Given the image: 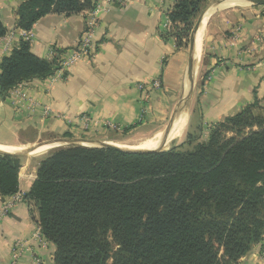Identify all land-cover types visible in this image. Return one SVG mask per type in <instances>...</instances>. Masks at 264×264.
Returning <instances> with one entry per match:
<instances>
[{"label": "trees", "instance_id": "1", "mask_svg": "<svg viewBox=\"0 0 264 264\" xmlns=\"http://www.w3.org/2000/svg\"><path fill=\"white\" fill-rule=\"evenodd\" d=\"M209 0H176L169 34ZM93 0H27L16 28ZM176 32V33H175ZM7 31L0 20V39ZM58 54L65 51H54ZM30 41L0 60V101L23 82L52 76ZM126 153L69 146L45 156L23 200L37 213L54 264H237L264 236V110L256 103L213 126L204 143ZM20 157L0 154V196L19 192Z\"/></svg>", "mask_w": 264, "mask_h": 264}, {"label": "crops", "instance_id": "2", "mask_svg": "<svg viewBox=\"0 0 264 264\" xmlns=\"http://www.w3.org/2000/svg\"><path fill=\"white\" fill-rule=\"evenodd\" d=\"M25 1L0 0V20L7 31L0 39V48H6L1 59L21 39L16 11ZM175 1L135 0L125 9L99 13L91 33L95 53L90 59L71 67L64 79L23 82L0 101V147L23 151L44 135L79 134L83 116L97 123L88 128L94 127V134L101 136L107 133L102 129L105 123L138 129L171 116L186 89L188 63L174 36L162 28ZM225 4L207 13V23L204 26L203 20L201 25L195 55L197 61L201 58L200 75L186 110V128L193 118L200 120V129L215 126L254 103L264 110V9L219 14ZM90 10L41 18L29 32L30 52L51 60V52L74 49L88 28ZM153 81L160 84L158 89H150ZM18 92L24 93L23 99ZM142 116L145 121L138 124ZM173 126L172 122L171 132ZM35 155L22 157L18 194L0 196V264H54V246L35 237L37 213L22 198L44 158ZM9 202L12 208L2 214ZM263 250L264 236L237 264H264Z\"/></svg>", "mask_w": 264, "mask_h": 264}, {"label": "rangeland", "instance_id": "3", "mask_svg": "<svg viewBox=\"0 0 264 264\" xmlns=\"http://www.w3.org/2000/svg\"><path fill=\"white\" fill-rule=\"evenodd\" d=\"M215 1L216 0H209V1L205 2V4L201 7L200 11L198 12L196 18L194 20H191L187 25L180 24V25L176 26L181 31L182 36H181L179 43H180V47L183 49V51H185L186 56H188L192 30H193V27L197 21V18L199 17L200 13L206 7H208L209 5H212ZM249 8L264 9V6L247 5L246 4V5H242V6H235V7L229 8V9L221 8V10L222 9L223 10H222V12L220 11L219 14L227 13V12H235L237 10L239 11V10L249 9ZM206 23H207V21H206ZM200 59L201 58H199V60L196 62V57H195V62L197 63L196 64V70L198 68V71L196 74V81L200 75V72H199V70H200V68H199ZM49 78H50V76L46 77L44 79H41V80L46 79L47 81H49L48 80ZM186 84H187V81L185 79V85ZM18 86L16 88H19ZM16 88H14V89H16ZM14 89H12L10 92L13 91L12 93H14ZM9 93H8V95H9ZM16 95L21 99L24 98V93L23 94L19 93ZM188 104H189V102H188ZM188 104L183 107L182 111L186 112V110L188 108ZM15 108L22 109V106H20V104H16ZM175 112L176 111H174L171 114V116H166L165 119L161 122L157 121V120L151 121V123L149 125H145V126L140 127L138 129H135V127L119 128L118 126H115V125H113L114 128H110V129L102 127V129H107L106 130L107 133L105 135L101 136V135H97L96 133L94 134V132H93L94 127H91V129H82L79 134L65 133V134H62L58 137H54V136L52 137V135H44L41 138H39L38 140H36L33 145H37L40 143L54 142L55 140H58V139H71V138H73V139H79V140H88V141H94V142H100V143H109V144H116V145H120V146H130L131 147L132 145L138 144L139 142H141L144 139L152 137L157 132H160L162 130V128L167 127L168 122L170 121L171 117L174 115ZM143 120H144V118L142 116L138 120V124L144 123ZM200 127H201L200 126V120L197 123L196 119L193 118L191 120V123L184 130L182 137L177 141H173L168 147L163 149V151H168V150L172 149L173 147H180V146H184V149H188L189 147L186 146L188 142H192V144L204 143L208 139V136L211 133L213 126H207V127H205V129H202V128L200 129ZM67 147H69V145L54 144L53 147H51V149H48L41 154H38V155L36 154L35 156L37 158L45 157L48 154H50V153H52L58 149H63V148H67ZM32 157H34V156H32Z\"/></svg>", "mask_w": 264, "mask_h": 264}, {"label": "built area", "instance_id": "4", "mask_svg": "<svg viewBox=\"0 0 264 264\" xmlns=\"http://www.w3.org/2000/svg\"><path fill=\"white\" fill-rule=\"evenodd\" d=\"M135 0H93V8L89 11L90 16V22L88 23V28L86 32L83 34L82 38L78 42V45L65 53L58 54L51 52L50 55L52 58H56L59 68L57 71L54 72L52 76H50L49 79L59 78L64 79L66 77L67 71L76 65L78 62L82 60L90 59L94 53H95V45L92 42V29L96 23L97 17L99 13L110 11L111 9H125L130 3H133ZM162 28L166 32L171 31V23L168 19L167 14L164 15V20L162 24ZM20 36L21 39L25 41H30L29 32H24L20 30ZM4 49L6 48H0V59L2 57V52H4ZM160 84L158 81H153L151 83L150 89L155 90L158 89ZM143 86H139V89H142ZM44 113L48 112V109L46 108ZM79 122H81V129H89V126H96L97 123L95 121H92L89 119V117L83 116L79 119ZM102 127L105 128H114L112 124L105 123L102 125ZM19 197H16L15 200H18ZM12 202H9L6 207L3 209L2 214H6L10 211L12 208ZM35 237L38 239L42 237L40 230L35 234ZM18 255V254H16ZM261 256L264 258V250L261 253ZM17 257V256H16ZM35 263H39L37 259H34Z\"/></svg>", "mask_w": 264, "mask_h": 264}, {"label": "water", "instance_id": "5", "mask_svg": "<svg viewBox=\"0 0 264 264\" xmlns=\"http://www.w3.org/2000/svg\"><path fill=\"white\" fill-rule=\"evenodd\" d=\"M244 2L247 5H258V6H264V0H240ZM225 0H216L212 5H209L206 7L197 18V21L193 27L192 35H191V41H190V47L188 52V63H187V76H186V89L184 91V94L178 104V107L176 109V112L169 123V126L167 127L166 131L164 132V141L168 139L171 129H172V122L175 119V117L180 113L184 106H186L192 96L194 86H195V80H196V62H195V52H196V38L198 35V32L201 28L202 22L206 16L207 13L212 11L213 9L221 6ZM54 144H65L69 146H83V147H92V148H99V149H109V150H115L120 152H126V153H148V152H162L163 149H158L155 151H143V150H125L118 148L116 146L110 145L108 143H100V142H94V141H88V140H79V139H61L54 142H47V143H40L32 148L25 149L23 151L17 152V153H8L0 151L1 155H11L15 157H26L28 155L34 154L39 149L44 148L46 146H51Z\"/></svg>", "mask_w": 264, "mask_h": 264}, {"label": "bare ground", "instance_id": "6", "mask_svg": "<svg viewBox=\"0 0 264 264\" xmlns=\"http://www.w3.org/2000/svg\"><path fill=\"white\" fill-rule=\"evenodd\" d=\"M223 4H225V5L220 7V9L221 8H232V7H235V6L246 5L244 2H242L240 0H225V2ZM223 4H221V5H223ZM207 18L204 19L203 25L205 24ZM199 34H200V30H199L197 38H196V49H197V42H198ZM195 55H196V52H195ZM196 62H197V58H196ZM173 124H174L173 130H172L171 134L169 135L170 137H168L169 138V139H167L168 141L166 140L167 143L163 142L164 141L163 140L164 139L163 133L162 132H158V133L154 134L152 137L144 139L140 143H138L136 145H133L131 147L130 146H120V145H116V144H110V145H113V146H116L118 148L125 149V150L155 151V150H158V149H165L173 141H177V140H179L182 137V134H183V132H184V130L186 128V124H187L186 112L183 111L180 115H178L174 119ZM51 147H53V145H51V146L49 145V146H46L44 148H41L37 152H35L34 154H37V155L41 154V153L45 152L46 150L51 149ZM0 151L13 153V152L21 151V150L18 149V148H14V147H12V148L11 147H0Z\"/></svg>", "mask_w": 264, "mask_h": 264}]
</instances>
